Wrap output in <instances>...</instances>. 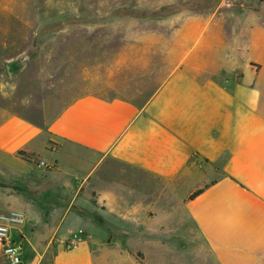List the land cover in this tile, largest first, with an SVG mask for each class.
<instances>
[{
    "label": "crops",
    "instance_id": "crops-1",
    "mask_svg": "<svg viewBox=\"0 0 264 264\" xmlns=\"http://www.w3.org/2000/svg\"><path fill=\"white\" fill-rule=\"evenodd\" d=\"M156 3L153 19L124 29L105 77L80 73L64 88L46 81L25 97L21 88L0 96V207L27 211L63 190L80 209L47 240L19 238L33 220L14 228L12 241L32 248L22 264H48L50 254L51 264H107L86 236L75 250L54 243L90 229L96 197L116 232L131 222L148 233L160 206L173 208L166 264H264V0ZM110 159L150 188L102 180Z\"/></svg>",
    "mask_w": 264,
    "mask_h": 264
},
{
    "label": "rangeland",
    "instance_id": "rangeland-1",
    "mask_svg": "<svg viewBox=\"0 0 264 264\" xmlns=\"http://www.w3.org/2000/svg\"><path fill=\"white\" fill-rule=\"evenodd\" d=\"M160 7L154 0L151 4L140 0H0V96H11L12 89L21 88L15 93L25 97L29 87L41 86L46 81L64 88L65 79L78 78L80 73L84 80L90 76L105 77L108 56L119 47L124 29L128 24L153 19L154 11ZM171 11L168 7L163 12ZM24 55L30 59L27 69L11 79L6 61ZM14 106L17 111L26 109L25 105L15 103ZM7 107L12 108V104L8 103ZM102 180L121 182L141 191L151 186L143 175L111 159L104 165ZM157 185L165 186L161 182ZM67 192L55 191L57 199L51 201L52 204L37 198L34 207L27 211L0 207L3 209L0 215L12 211L25 213L26 220H33V224L27 231L21 230L19 238L34 234L47 240V229L59 226L65 212L72 210L80 214L78 207L61 200ZM67 196L70 201L74 195ZM92 202L98 210L87 219L90 229L83 234L58 237L54 243L57 240L66 247L69 240L81 243L86 236L92 240V245L103 249L107 264H166L167 260L171 263L175 245L164 250L162 241L175 235L169 224L173 208L160 206L163 217L148 233L135 229V223H119L122 225L118 232L128 237L110 228V210L103 200L96 197ZM23 246L25 255L32 251L29 245ZM47 259L51 264L53 255Z\"/></svg>",
    "mask_w": 264,
    "mask_h": 264
},
{
    "label": "built area",
    "instance_id": "built-area-1",
    "mask_svg": "<svg viewBox=\"0 0 264 264\" xmlns=\"http://www.w3.org/2000/svg\"><path fill=\"white\" fill-rule=\"evenodd\" d=\"M26 215L23 212L12 211L8 214L0 215V264L4 261L8 264H22L25 257L22 242L12 241V231L14 228H22L26 225ZM66 243L68 250H75L79 247L80 241Z\"/></svg>",
    "mask_w": 264,
    "mask_h": 264
},
{
    "label": "water",
    "instance_id": "water-1",
    "mask_svg": "<svg viewBox=\"0 0 264 264\" xmlns=\"http://www.w3.org/2000/svg\"><path fill=\"white\" fill-rule=\"evenodd\" d=\"M29 61L27 55L6 61L5 66L9 77L14 79L23 73L27 69Z\"/></svg>",
    "mask_w": 264,
    "mask_h": 264
},
{
    "label": "trees",
    "instance_id": "trees-1",
    "mask_svg": "<svg viewBox=\"0 0 264 264\" xmlns=\"http://www.w3.org/2000/svg\"><path fill=\"white\" fill-rule=\"evenodd\" d=\"M20 156H22L25 160H27V161H29V162H31V161L34 160L32 156L27 155V154H25V153H23V152L20 153ZM34 161H35V162H38V159H35ZM207 188H209V186H207V187L204 188V189H199V190H197L196 192H194V193L190 196V200H195V199H197L198 197H200V196H201V195L207 190Z\"/></svg>",
    "mask_w": 264,
    "mask_h": 264
}]
</instances>
